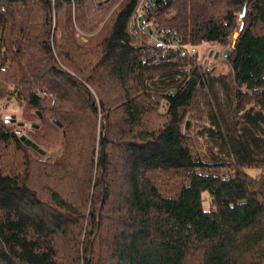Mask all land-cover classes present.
I'll return each instance as SVG.
<instances>
[{"label": "trees", "instance_id": "16d2710c", "mask_svg": "<svg viewBox=\"0 0 264 264\" xmlns=\"http://www.w3.org/2000/svg\"><path fill=\"white\" fill-rule=\"evenodd\" d=\"M137 1L0 0V97L61 145L35 159L0 120V264H264V176L247 171L264 167V0L158 11L188 42L230 43L227 71L143 61Z\"/></svg>", "mask_w": 264, "mask_h": 264}, {"label": "rangeland", "instance_id": "374dc122", "mask_svg": "<svg viewBox=\"0 0 264 264\" xmlns=\"http://www.w3.org/2000/svg\"><path fill=\"white\" fill-rule=\"evenodd\" d=\"M109 14L110 12L107 14L104 21H102V23L100 24V27L103 25L105 20L109 17ZM242 18L243 16L240 14L239 15L240 21L242 20ZM98 30H95V32H97ZM95 32H92V33L91 32L89 33L80 32V34H82V37H80L79 40L84 41L85 37L87 36L89 37L95 34ZM236 36H237V33L231 37V40L233 41ZM229 46H230V43H227V44H222L219 42L200 43L199 44V49H200L199 58L203 65L200 68L204 70H210V71L211 70L212 71L214 70L227 71L228 63L224 59V51L228 49ZM205 93H206L205 88H200L198 90L195 100H196V105L199 110L195 111L193 116H191V114L189 113L186 118V126L184 127V129L188 133H192L193 131L195 132L197 128L199 129V128H203L204 126H206L202 124L203 122H207V117L205 116V108H203L204 106H206V99H207L205 97ZM41 94L45 95V93H41ZM25 106L27 105L25 104L24 101H20L15 98H9L6 96L0 97V120H2V122L5 123L9 129H12L13 131H17L19 134H26L30 138L32 137L31 131L34 130L32 127V123L38 122V119L32 121V118L26 115ZM165 107H166L165 105L160 107V111L163 112ZM100 121H101V116H100ZM41 148H43L46 151L45 154H41L38 151L33 150L30 147L32 156L35 159L53 160L61 152V145L59 143L53 147L43 146ZM11 152L18 155L19 157H22L23 155L26 154V151L24 149L18 148L15 145L12 146ZM247 171L252 175V177L256 179H260L261 177L264 176V167L247 168ZM204 196L206 197V201L204 204H205V207L208 208L209 207V196L208 194H204ZM191 264H197L196 260H193Z\"/></svg>", "mask_w": 264, "mask_h": 264}, {"label": "built area", "instance_id": "2783aa9c", "mask_svg": "<svg viewBox=\"0 0 264 264\" xmlns=\"http://www.w3.org/2000/svg\"><path fill=\"white\" fill-rule=\"evenodd\" d=\"M107 1L115 2L114 9L122 0H94V3ZM168 1L138 0L131 12L128 30L136 43L149 53L143 61L161 63L190 58L194 65L203 66L199 58V45L186 41L179 30L156 19L158 11Z\"/></svg>", "mask_w": 264, "mask_h": 264}, {"label": "water", "instance_id": "95a60500", "mask_svg": "<svg viewBox=\"0 0 264 264\" xmlns=\"http://www.w3.org/2000/svg\"><path fill=\"white\" fill-rule=\"evenodd\" d=\"M244 14H245V10L242 13V16H244ZM55 122L59 126H62L60 121H58L57 119H55ZM20 139L24 144H26L27 146H30L33 150H36L41 154H45L46 151L43 148H41L36 142H34L31 138H29L26 134H20Z\"/></svg>", "mask_w": 264, "mask_h": 264}]
</instances>
